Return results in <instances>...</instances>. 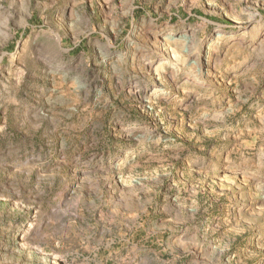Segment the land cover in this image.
Listing matches in <instances>:
<instances>
[{
  "label": "rangeland",
  "instance_id": "obj_1",
  "mask_svg": "<svg viewBox=\"0 0 264 264\" xmlns=\"http://www.w3.org/2000/svg\"><path fill=\"white\" fill-rule=\"evenodd\" d=\"M0 264H264V0H0Z\"/></svg>",
  "mask_w": 264,
  "mask_h": 264
}]
</instances>
